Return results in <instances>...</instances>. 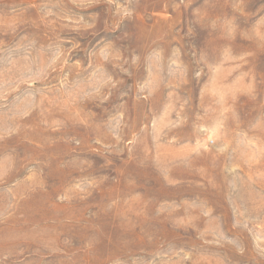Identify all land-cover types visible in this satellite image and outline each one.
Wrapping results in <instances>:
<instances>
[{
    "label": "rangeland",
    "instance_id": "rangeland-1",
    "mask_svg": "<svg viewBox=\"0 0 264 264\" xmlns=\"http://www.w3.org/2000/svg\"><path fill=\"white\" fill-rule=\"evenodd\" d=\"M0 264H264V0H0Z\"/></svg>",
    "mask_w": 264,
    "mask_h": 264
}]
</instances>
